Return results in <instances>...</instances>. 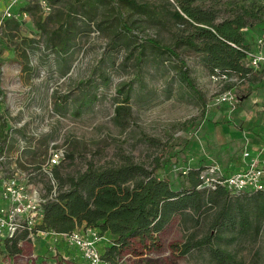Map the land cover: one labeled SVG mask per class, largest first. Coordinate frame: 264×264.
Masks as SVG:
<instances>
[{
    "label": "rangeland",
    "instance_id": "rangeland-1",
    "mask_svg": "<svg viewBox=\"0 0 264 264\" xmlns=\"http://www.w3.org/2000/svg\"><path fill=\"white\" fill-rule=\"evenodd\" d=\"M48 1L53 7L49 14L36 0L11 5L28 14L17 28L3 15L10 1L0 0V114L9 131L0 143L1 178L17 176L31 195L46 200L48 182L56 184L55 169L64 177L78 175L89 163L117 165L124 156L169 180L174 188L181 187L182 172L190 167L216 165L218 175H227L237 158L233 146H243L242 139L229 133L245 129L253 109L247 100L262 91L263 80L254 69L245 77L234 74L218 82L201 56L187 51L183 58L199 92L181 83L178 60L147 46L150 38L175 44L182 27L160 17L167 7L174 10L177 0H137L155 9V16L134 13L120 0ZM251 1L196 3L212 7L222 20ZM62 23H68V30L60 31ZM263 26L257 24L254 30L261 32ZM68 38L72 49L63 53L62 43H54ZM228 90L236 93L237 102L218 101ZM120 105L124 109L118 114ZM206 124L210 129L203 128ZM223 125L233 129L222 131ZM56 153L58 162L49 164ZM214 210L199 224L190 209L178 213L161 233L159 245L142 252L136 244L135 251L125 250L119 264H210L206 250L182 254L178 245L193 236L216 234L211 226ZM8 238L0 232V264H65L72 254L38 232L19 238V252L12 251ZM221 245L247 262L259 250L264 264V227L256 244L244 236Z\"/></svg>",
    "mask_w": 264,
    "mask_h": 264
},
{
    "label": "trees",
    "instance_id": "trees-1",
    "mask_svg": "<svg viewBox=\"0 0 264 264\" xmlns=\"http://www.w3.org/2000/svg\"><path fill=\"white\" fill-rule=\"evenodd\" d=\"M197 1L177 0L174 10L167 7L161 14L160 18L165 16L182 27L174 45H165L153 38L147 40L150 48L178 60L180 82L195 92L198 88L183 58L184 52L201 56V62L213 73L219 70L245 77L253 68L246 66L245 62L252 44L244 30H251L257 36L264 33V26L261 32L254 30L257 24L264 23V4L256 0H252L250 6H237L232 16L222 20L212 7H205ZM120 2L134 13L158 14L147 3L137 0ZM14 11L20 10L14 8ZM9 20L20 27L19 20ZM124 25L125 31H129L127 23ZM60 29L68 30V23H62ZM70 41V38L63 39L54 45L62 43L63 53H67L72 49ZM141 54V58L145 56L144 51ZM122 109L123 105L117 108L118 114ZM6 126L0 114V143L7 140L9 131ZM3 149L4 146H0V150ZM204 169L190 167L186 173L182 172L183 179L178 188L130 156H124L123 162L117 165L97 167L89 163L87 169L78 175L64 177L55 169L57 187L54 189L55 185L48 182L50 196L43 203L45 215L33 232L48 230L61 235L74 232L81 225L95 228L107 240L110 238L109 244L107 241L104 245L103 256L112 264H119L125 250L133 248L135 251L136 244L142 252L159 245L161 233L178 213L190 209L194 223L199 224L210 209H215L211 226L216 234L189 238L178 245L180 253L204 249L209 254L210 264H261L259 250L254 251V256L247 262L238 256L237 251L221 244L244 236L250 237L254 244L258 242L264 227V190L231 194L222 185L201 188ZM29 231L26 228L21 235L8 238L7 242H13V252L20 251L18 240ZM214 237L218 240L214 241Z\"/></svg>",
    "mask_w": 264,
    "mask_h": 264
},
{
    "label": "built area",
    "instance_id": "built-area-1",
    "mask_svg": "<svg viewBox=\"0 0 264 264\" xmlns=\"http://www.w3.org/2000/svg\"><path fill=\"white\" fill-rule=\"evenodd\" d=\"M10 6L4 11L5 19H24L28 14L26 11H14L11 5L17 4L20 0H9ZM22 1V0H21ZM36 4L43 13L49 14L53 7L48 0H36ZM246 58V66L257 69L264 65V36L259 35L255 39ZM230 73L216 70L212 73L215 81L222 82L229 78ZM219 102L235 103L238 101L236 93L231 90L225 91L218 97ZM245 158L248 159L246 166L230 175H218L219 168L216 165L207 166L201 173L203 183L201 188H216L217 185L227 187L231 194L241 192H253L264 190V165L258 158L252 157L249 151H245ZM59 155L54 154L49 164L58 162ZM186 173V170H184ZM45 199L31 195L26 183L19 177H0V232L13 237L24 229L28 228L30 236H34V228L42 223L44 214L43 203ZM40 235L62 237L72 248L79 251L85 264H112L103 256V249L107 239L105 236L92 227H79L74 232L57 235L50 231H38Z\"/></svg>",
    "mask_w": 264,
    "mask_h": 264
},
{
    "label": "crops",
    "instance_id": "crops-1",
    "mask_svg": "<svg viewBox=\"0 0 264 264\" xmlns=\"http://www.w3.org/2000/svg\"><path fill=\"white\" fill-rule=\"evenodd\" d=\"M244 33L248 38V41L251 42L252 46L255 45V39L257 35H255V33L251 30L249 31L247 29L244 30ZM261 35L264 36V33ZM253 73L257 74L256 76H259L261 80H263L261 83L262 91L259 96L253 94L247 100L248 104L251 106L250 108L253 109L250 111L251 114L249 115V120L247 122V126H245V129L234 130V133H229L230 135H234L235 138L239 137L242 139L241 142H243V146H233L232 151L234 153L236 152L237 158L231 162V168L227 173L228 175L238 172L246 166L248 159L245 158V155H243L245 151H249L252 157L258 158L261 161V164L264 165V65H262L260 68L254 69ZM203 128L210 129V126L206 124L203 125ZM227 129L231 130L233 128L230 125H223L222 131ZM239 148H242L241 154L237 153ZM41 236H43V238H48V236H50L52 242L53 240H57L62 247L72 251V254L66 257L65 264H85V261L79 251L69 246L62 237L59 236L56 239L51 235Z\"/></svg>",
    "mask_w": 264,
    "mask_h": 264
}]
</instances>
